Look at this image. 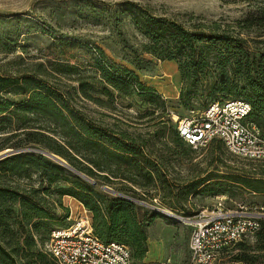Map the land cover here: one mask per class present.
Here are the masks:
<instances>
[{
	"label": "trees",
	"instance_id": "1",
	"mask_svg": "<svg viewBox=\"0 0 264 264\" xmlns=\"http://www.w3.org/2000/svg\"><path fill=\"white\" fill-rule=\"evenodd\" d=\"M244 1H255L257 13L254 17L237 21V26L245 30L252 27L253 23L264 26V0ZM127 5L128 9L124 12L141 37L136 46L130 48V55L126 53L128 48L123 41L122 51L125 50V53L116 56L130 64L132 69L107 56L98 45L87 46L68 41L58 44L60 56L74 58L71 60L73 63H68L65 67L74 69L75 77L72 80L76 82V90L81 97L101 105L102 99L92 96L90 92L98 90L108 93L107 86L120 97L146 94L158 96L155 89L142 82L135 71L141 70V65L145 62L142 54L153 55L160 60L176 61L182 80L186 81L196 77L207 63L205 52L218 47L222 53L233 55L234 59L228 67H224L222 57L217 55L222 65L216 68L215 77L225 84L226 94L237 95V91L246 87L249 89L250 94L241 99L250 104V119L264 130V55L250 64L249 69L248 62L242 60L249 56V52L241 36L230 39L232 37L228 35H219L197 26L187 28L155 13L149 7L136 3ZM123 18L114 15L116 23L122 22ZM79 49L82 51L81 57H77ZM65 71L68 70L63 72ZM85 71L91 73L85 75ZM37 74L43 75L44 71L0 76V91L10 88L16 94L27 96L18 102L4 99L0 102V114L19 110L40 117L44 123L42 127L19 126L17 131L7 130L9 134L5 140L12 137L17 139L5 147L18 149L32 144L36 147L27 148L56 155L93 183H88V179L76 173L69 176L66 170H70L69 168L38 151H22L0 159V264H57L51 254L42 249L40 236L43 231H47L49 237L50 232L58 228L48 226L52 220V214L47 208L48 196L52 193L78 199L90 211L92 231L100 240L126 244L131 252L132 264H146L143 262L147 250L145 226L154 216L147 219L144 216L147 213L140 214L138 211L142 207L133 200L114 193L115 196L104 193L95 186L96 178L100 175L111 181L123 179L144 190L146 195L157 194L164 187L171 188L161 168L166 166L170 154L184 149V144H187L177 134L176 127L170 125L168 116L163 117L166 113L151 119L150 125L154 131L148 139L129 137L123 131H119L122 134L120 136L115 131L108 132L99 124L87 120L81 111L68 103L60 91L43 82ZM96 85L99 87L96 88ZM233 98L238 97L214 98L202 109L215 99ZM9 118V115L0 116L1 120ZM165 127L170 132V138L159 140L163 132L161 130ZM152 138L154 141H151ZM210 141L217 143L216 148H221L220 139L212 138ZM154 144L159 147L155 151L150 148L148 150ZM123 158L130 159L131 168L119 172L116 165ZM235 178L236 182L253 191L264 192L262 176L240 174ZM207 180L200 175L192 177L187 181L188 190L185 194L196 190L200 182ZM215 182L220 184L219 181ZM114 191L126 195L118 190ZM163 202L172 211L190 213L185 203ZM253 237V242L243 239L230 248L223 249L219 258L228 253L231 262L264 264V218Z\"/></svg>",
	"mask_w": 264,
	"mask_h": 264
},
{
	"label": "rangeland",
	"instance_id": "2",
	"mask_svg": "<svg viewBox=\"0 0 264 264\" xmlns=\"http://www.w3.org/2000/svg\"><path fill=\"white\" fill-rule=\"evenodd\" d=\"M127 3L149 7L155 13L175 20L187 28L197 26L219 35H228L232 37L230 39L241 36L249 52V56L242 60L248 62L249 69L250 64L264 55V26L253 23L252 27L245 30L236 24L245 17H254L257 13L255 1L249 3L244 0H0V76L44 71L43 75L37 74L39 79L60 91L68 103L81 111L87 120L99 124L108 132L115 131L118 136L122 135L119 131H123L129 137L139 136L145 139L152 136L154 131L150 125L151 119L159 115L166 113L163 117L168 116L169 123L174 128L178 119L189 116L191 111H199L214 98H244L250 94L247 87L237 91V95L225 93V84L215 77L216 68L222 65L216 56L222 57L224 67H228L234 57L222 53L218 47H213L211 51L205 52L207 63L202 70L196 77L186 81L182 80L176 61L160 60L153 55L142 54L145 62L142 63L141 70L135 71L142 82L155 89L158 96L146 94L120 97L107 86L108 93L98 90L90 92L92 96L102 99L101 105L81 97L76 90V82L72 80L75 77L74 69L65 67L68 63L72 64L71 60L74 58L60 56L57 51L58 44L61 41H68L87 46L98 45L107 56L132 69L130 64L116 56L125 53V50L122 51L123 41L128 48L126 53L130 55V48L135 47L141 37L130 23L128 14L124 12L128 9ZM114 15L124 17L122 22L116 23ZM81 52L79 49L77 57L82 56ZM166 62L172 63L173 66L164 67ZM65 69L68 71L63 72ZM233 69L236 67L233 66ZM88 73L91 72H84L85 75ZM97 87L99 86L96 85ZM26 98V95L16 94L10 88L0 91V102L4 99L18 102ZM1 115H9L10 118L0 119L2 148L0 153L14 150L12 147H5L17 139L12 137L5 140L9 134L7 130L17 131L16 128L19 126L44 125L40 117L19 110L10 113L6 111ZM161 131L163 132L159 140L170 138L168 128L165 127ZM25 146L36 147L32 144ZM220 146V149L216 148L217 143L211 141L197 148L184 144V149H178L170 154L166 166L161 169L165 172L171 188L164 187L157 194L146 195L144 190L123 179L111 181L105 176H97L95 186L104 193L115 196L103 188L106 186L133 196L142 202L135 201L142 207L138 211L140 214L147 213L144 215L147 219L154 216L145 226L146 235L149 243L155 240L161 248L158 250V258L146 264H188L191 226L187 223L186 217H191L201 207H210L216 201V196H226V205L240 203L264 206V192L253 191L235 181V177L240 174L264 177V160L242 159L232 155L222 141ZM158 147V144H154L149 146L148 150L150 148L155 151ZM119 161L116 165L119 172L131 168L129 158ZM66 170L69 176L76 175ZM199 175L208 180L200 182L196 190L185 194L188 190L187 181ZM108 177L112 178L110 175ZM215 181H219L220 184H215ZM87 182L91 183L88 180ZM163 201L185 203L190 213L172 211ZM151 206L165 209L182 218L161 213ZM47 208L52 214L48 226L65 227L79 215L81 202L72 196L52 193L48 196ZM40 236L42 249L45 251L47 231H43ZM246 240L253 242L254 237ZM229 256L228 253L224 254L215 264H244L229 261Z\"/></svg>",
	"mask_w": 264,
	"mask_h": 264
},
{
	"label": "built area",
	"instance_id": "3",
	"mask_svg": "<svg viewBox=\"0 0 264 264\" xmlns=\"http://www.w3.org/2000/svg\"><path fill=\"white\" fill-rule=\"evenodd\" d=\"M251 107L241 98L215 99L197 112L176 121L179 137L191 148L220 139L228 151L247 160H264V130L250 119ZM191 217L188 264H215L223 249L252 238L264 218L263 205H226L224 195ZM45 250L57 264H132L129 247L103 242L92 231V217L81 204L79 215L66 227L54 228Z\"/></svg>",
	"mask_w": 264,
	"mask_h": 264
},
{
	"label": "water",
	"instance_id": "4",
	"mask_svg": "<svg viewBox=\"0 0 264 264\" xmlns=\"http://www.w3.org/2000/svg\"><path fill=\"white\" fill-rule=\"evenodd\" d=\"M27 150H31V151H38L40 153H43L45 155H47L48 157L54 159L55 161H57L58 163H61L62 165L66 166L67 168H69L71 171H73L74 173L78 174V175H81L82 177H84L85 179H88L89 181H91L93 183V181L91 179H89L87 176H85L84 174L80 173L79 171L75 170L74 168H71L68 164H66V162L62 159H60L59 157H57L56 155L50 153V152H47V151H44V150H40V149H34V148H18V149H14V150H6L4 151L3 153H0V159L2 158H5L9 155H12V154H15V153H19V152H22V151H27ZM103 188H106L107 190H109L111 193H114L116 195H120L122 197H125V198H128L130 200H133V201H137V202H141L139 200H136V199H132L126 195H123L117 191H114L108 187H103ZM142 203V202H141ZM153 207V206H151ZM154 209H156L157 211L161 212V213H164V214H168V215H172V216H176L172 213H170L169 211L165 210V209H160V208H157V207H153ZM177 218L181 219L182 217L180 216H176Z\"/></svg>",
	"mask_w": 264,
	"mask_h": 264
},
{
	"label": "crops",
	"instance_id": "5",
	"mask_svg": "<svg viewBox=\"0 0 264 264\" xmlns=\"http://www.w3.org/2000/svg\"><path fill=\"white\" fill-rule=\"evenodd\" d=\"M172 63L166 62L164 64V67H172ZM68 196V195H66ZM146 253L145 256L143 258V262L148 263V262H152L155 261L158 256H159V251L160 250V245L154 240V242L149 243V238L146 239ZM157 251V252H156Z\"/></svg>",
	"mask_w": 264,
	"mask_h": 264
}]
</instances>
